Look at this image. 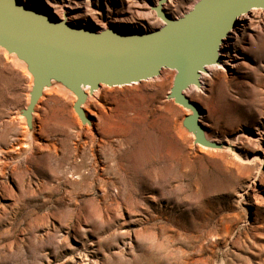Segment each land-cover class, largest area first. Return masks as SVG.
<instances>
[{
  "label": "rangeland",
  "instance_id": "obj_1",
  "mask_svg": "<svg viewBox=\"0 0 264 264\" xmlns=\"http://www.w3.org/2000/svg\"><path fill=\"white\" fill-rule=\"evenodd\" d=\"M20 1L93 30L164 25L159 0ZM198 1L164 11L178 18ZM244 16L220 63L184 91L216 148L183 127L171 69L102 85L89 128L59 86L29 131L32 76L0 48V264H264V9Z\"/></svg>",
  "mask_w": 264,
  "mask_h": 264
},
{
  "label": "water",
  "instance_id": "obj_2",
  "mask_svg": "<svg viewBox=\"0 0 264 264\" xmlns=\"http://www.w3.org/2000/svg\"><path fill=\"white\" fill-rule=\"evenodd\" d=\"M160 0L152 9L164 25L145 32L77 27L20 0H0V48L14 55L32 76L29 102L21 110L29 131L45 88L63 86L76 97L73 110L90 123L82 105L102 85L124 86L152 79L162 69L174 70L168 99L190 111L183 127L204 147L217 146L206 137L202 106L184 91L201 86L206 68L218 65L224 39L238 18L264 9V0H199L183 16L173 18ZM88 89V94L85 89Z\"/></svg>",
  "mask_w": 264,
  "mask_h": 264
},
{
  "label": "bare ground",
  "instance_id": "obj_3",
  "mask_svg": "<svg viewBox=\"0 0 264 264\" xmlns=\"http://www.w3.org/2000/svg\"><path fill=\"white\" fill-rule=\"evenodd\" d=\"M160 1V0H159ZM158 1V2H159ZM169 1H172V0H166V1H164V2H162V8L164 9V6L169 2ZM158 4V3H157ZM252 10H257V9H252ZM252 10H250V11H252ZM250 11H249V13H250ZM249 13H247V14H249ZM244 15H246V14H243V15H241L239 18H238V20H241L242 22L243 21H245V16ZM67 18V17H66ZM243 18H245V19H243ZM243 19V20H242ZM242 25V27H244V24H241ZM236 28V27H235ZM234 28V29H235ZM233 29V30H234ZM232 30V31H233ZM231 31V32H232ZM229 37V35L224 39V41L227 39ZM224 43L225 42H223V44L221 45V47L224 45ZM222 54V51H221V49H220V55ZM12 58V57H11ZM224 62V61H223ZM60 87L59 86H56V85H53V86H51V87H48V88H45L44 89V92L43 93H50V92H56V89H59ZM60 90V89H59ZM85 91H86V93L88 94L89 92H88V89L86 88L85 89ZM97 94H98V90H96V91H94L93 92V94H88V98H87V100H86V102L82 105V108L83 109H85V110H88L87 109V102H88V100H90V98H93V97H96L97 96ZM94 99V98H93ZM33 116L36 118V116H37V113L36 112H34V114H33ZM87 117H88V115H87ZM89 120L91 119V116L89 115ZM93 124V123H92ZM83 126L82 127H90L91 126V121H90V123L88 124V123H86V124H82ZM23 128H24V130H25V126H23ZM239 139V138H238Z\"/></svg>",
  "mask_w": 264,
  "mask_h": 264
}]
</instances>
